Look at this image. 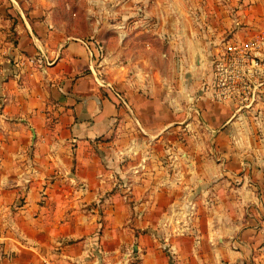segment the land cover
<instances>
[{
  "label": "crops",
  "instance_id": "crops-1",
  "mask_svg": "<svg viewBox=\"0 0 264 264\" xmlns=\"http://www.w3.org/2000/svg\"><path fill=\"white\" fill-rule=\"evenodd\" d=\"M21 1L0 0V264H264V67L243 108L211 89L216 45L261 38L264 62V0H115L86 33Z\"/></svg>",
  "mask_w": 264,
  "mask_h": 264
},
{
  "label": "rangeland",
  "instance_id": "rangeland-1",
  "mask_svg": "<svg viewBox=\"0 0 264 264\" xmlns=\"http://www.w3.org/2000/svg\"><path fill=\"white\" fill-rule=\"evenodd\" d=\"M20 2V0H18ZM56 1V6L57 7H61V6H64L66 7V9L68 10L69 12V15L68 16L70 19L71 18H79L77 21V28L86 33V32H91V27H93L94 25H97V24H103V23H108L109 22H115L116 20L113 19L111 20L108 13H107V17H106V21H102L101 20V7H104L105 8H108L110 5H112L115 0H55ZM21 4H28L27 0H22L21 1ZM120 6V5H119ZM58 9V10H57ZM56 11H57V15H59L60 18H62V10L60 8H57ZM59 11V12H58ZM100 11V13L98 12ZM142 12H138L137 16H134L133 18H131L130 20H134L135 22H139V21H142V20H147V17H144V13L141 14ZM118 18H121V16H117ZM62 19H65V18H62ZM74 19H71L69 20V22H74L75 23V20ZM121 21H125L124 17H122L120 19ZM118 20V21H120ZM129 20V21H130ZM150 20V18H149ZM103 22V23H102ZM105 32H107L106 34H108V30L104 29ZM253 38V37H252ZM253 39H257V38H253ZM94 40H98L100 42V45H102V51L100 52V54L97 56V59H96V66H97V70H98V74H99V77H100V80L103 81L104 83H106L105 86L108 87L107 85V81H106V78H108V73L106 72L105 70V66L107 65V62H106V56L108 55V50H109V46H107L108 44H104L103 41L99 40V39H95ZM259 41L261 40V38L258 39ZM231 44L233 42H230ZM243 43H246V42H243ZM104 45V46H103ZM229 45L227 44H223L221 46H218L216 45L215 47H221V50L219 51V56H223V54L225 52H227V47ZM264 46V45H263ZM260 48V46H259ZM218 56V57H219ZM218 57H216L215 59H217ZM104 60V61H103ZM198 97L197 99L194 100V104L193 105H196V108L194 109H189L191 106L193 105H188V109H187V112L189 110V112H191L190 116L191 118L193 117V119L195 120V122H197L198 124L201 125V120H202V109L201 107H199L200 105V102L202 101V99ZM209 102L213 103V101H211L210 99H208ZM190 118V119H191ZM182 128L177 131V135L180 136L181 134L184 133V135H182L183 138H181V140H179V143L181 146V151H179L180 153L178 154L179 157H175V155L173 154L172 151H170V149H168V147H175L173 145L172 142H167L169 145L167 146V149H168V153L166 154V164H168L170 167L171 166H174V163L176 162L178 164V162L180 163H183L181 165L182 168H184V165L188 168V164H189V161L191 162V159L189 158V156L187 154H184L182 155V152L184 150L185 147L189 146V142L188 140L186 141V135L185 133L186 132H189L188 130L185 131L183 128L184 126H181ZM198 131L199 133H201V128H198ZM172 140V139H170ZM210 146H209V149L208 151L206 150V147L202 146V148L198 149L197 151V156H196V159H195V166H197V168H211L212 166H214V168H218V165H219V161H217V158H219L221 156V154H216L215 152L213 153V151L215 150V147L217 146L216 143H211L209 142L208 143ZM207 144V145H208ZM177 148V146L175 147ZM220 155V156H219ZM209 160H211V162H209ZM120 163V167L121 168H128L129 166V163L132 162L130 160H127V157L126 156H123L119 161ZM229 165L232 167V168H241L239 166V163L238 162H229ZM180 166V165H178ZM105 168H114V166H106ZM173 168V167H171ZM220 168V167H219ZM73 186H76L73 185ZM125 189V188H123ZM77 191H80V189L76 188ZM128 189H126V192H127ZM74 193H75V190H74ZM128 193V192H127Z\"/></svg>",
  "mask_w": 264,
  "mask_h": 264
},
{
  "label": "built area",
  "instance_id": "built-area-1",
  "mask_svg": "<svg viewBox=\"0 0 264 264\" xmlns=\"http://www.w3.org/2000/svg\"><path fill=\"white\" fill-rule=\"evenodd\" d=\"M229 45L227 52L214 60V81L211 85L213 99L229 102L243 108L249 105L255 87L259 84L261 69L264 67L257 53L259 40L246 43H225ZM104 81V80H103ZM101 82V86L106 83ZM170 254L174 257V253ZM30 264H58L52 259H43Z\"/></svg>",
  "mask_w": 264,
  "mask_h": 264
}]
</instances>
